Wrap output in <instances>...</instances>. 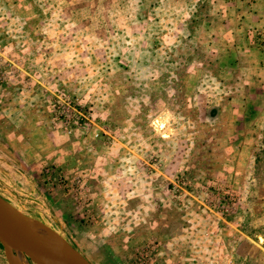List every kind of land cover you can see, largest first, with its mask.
Here are the masks:
<instances>
[{
    "label": "rangeland",
    "instance_id": "rangeland-1",
    "mask_svg": "<svg viewBox=\"0 0 264 264\" xmlns=\"http://www.w3.org/2000/svg\"><path fill=\"white\" fill-rule=\"evenodd\" d=\"M0 197L91 264H264V0H0Z\"/></svg>",
    "mask_w": 264,
    "mask_h": 264
},
{
    "label": "water",
    "instance_id": "water-1",
    "mask_svg": "<svg viewBox=\"0 0 264 264\" xmlns=\"http://www.w3.org/2000/svg\"><path fill=\"white\" fill-rule=\"evenodd\" d=\"M164 123L156 122L157 129ZM163 128H160L162 130ZM38 231L51 234L59 242L60 252L41 239ZM259 241H263L259 237ZM0 244L8 264H17L14 257L20 253L33 264H91L78 250L61 236L22 214L0 197Z\"/></svg>",
    "mask_w": 264,
    "mask_h": 264
},
{
    "label": "bare ground",
    "instance_id": "bare-ground-1",
    "mask_svg": "<svg viewBox=\"0 0 264 264\" xmlns=\"http://www.w3.org/2000/svg\"><path fill=\"white\" fill-rule=\"evenodd\" d=\"M163 128L160 127L159 124V129ZM39 236L41 237V239L48 241L52 247V249L60 252V247H59V242H57V240L55 239V237H53L51 234L45 232V231H38ZM15 261L17 264H28L27 260L25 258V256H23L22 254L18 253L15 257H14Z\"/></svg>",
    "mask_w": 264,
    "mask_h": 264
}]
</instances>
